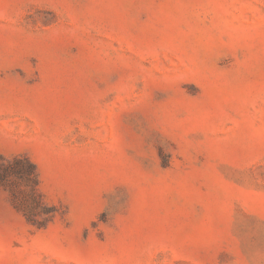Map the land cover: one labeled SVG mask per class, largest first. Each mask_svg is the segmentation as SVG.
I'll use <instances>...</instances> for the list:
<instances>
[{
	"label": "rangeland",
	"instance_id": "obj_1",
	"mask_svg": "<svg viewBox=\"0 0 264 264\" xmlns=\"http://www.w3.org/2000/svg\"><path fill=\"white\" fill-rule=\"evenodd\" d=\"M0 154V264H264V0H0Z\"/></svg>",
	"mask_w": 264,
	"mask_h": 264
},
{
	"label": "trees",
	"instance_id": "obj_2",
	"mask_svg": "<svg viewBox=\"0 0 264 264\" xmlns=\"http://www.w3.org/2000/svg\"><path fill=\"white\" fill-rule=\"evenodd\" d=\"M21 182L29 184V190L21 191ZM39 184L36 166L28 157L0 154V186L8 189L14 207L38 229L45 228L56 214V208L45 201Z\"/></svg>",
	"mask_w": 264,
	"mask_h": 264
}]
</instances>
